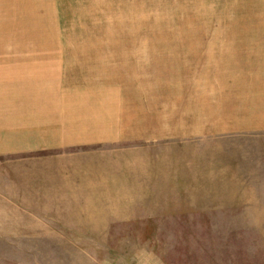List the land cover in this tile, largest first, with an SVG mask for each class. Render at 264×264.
<instances>
[{"label":"crops","instance_id":"crops-1","mask_svg":"<svg viewBox=\"0 0 264 264\" xmlns=\"http://www.w3.org/2000/svg\"><path fill=\"white\" fill-rule=\"evenodd\" d=\"M87 51L209 55L207 62L229 71L216 89L223 104L197 89L202 102L190 107L195 119L205 110L209 121L193 135L214 141L205 148L202 182H224L225 197L240 213L257 214L256 229L264 231V0H0V205L23 214L72 213L105 198L135 197L148 176L167 175L145 149L103 148L119 133V118H104L113 109L106 95L68 110L55 105L53 93L40 95L33 70L71 69L70 55ZM8 71L25 72L11 79ZM192 172L195 182L199 164Z\"/></svg>","mask_w":264,"mask_h":264},{"label":"rangeland","instance_id":"rangeland-1","mask_svg":"<svg viewBox=\"0 0 264 264\" xmlns=\"http://www.w3.org/2000/svg\"><path fill=\"white\" fill-rule=\"evenodd\" d=\"M70 56L71 69L33 70L40 95L53 93L55 105L66 110L70 103L100 102L106 95L113 109L104 110V118L118 117L119 133H114L117 142L103 148L145 149L166 164L167 175L148 176L135 197L105 198L72 213L23 214L0 205V264H264L258 215L240 213L222 192L224 182H202L205 148L214 141L193 135L209 124L205 110L196 119L190 110L202 102L195 90H211L209 102L223 104L216 89L223 88L219 84L229 71L207 62L209 55L87 51ZM23 72L8 75L21 79ZM84 92L92 94L68 96ZM197 121L203 126L199 132ZM213 156V164L222 163ZM195 164L200 183L194 182Z\"/></svg>","mask_w":264,"mask_h":264}]
</instances>
